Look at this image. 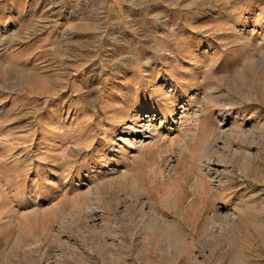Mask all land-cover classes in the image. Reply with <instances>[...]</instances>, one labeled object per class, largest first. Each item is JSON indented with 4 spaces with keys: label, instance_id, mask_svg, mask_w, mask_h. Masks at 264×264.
Returning <instances> with one entry per match:
<instances>
[{
    "label": "rangeland",
    "instance_id": "obj_1",
    "mask_svg": "<svg viewBox=\"0 0 264 264\" xmlns=\"http://www.w3.org/2000/svg\"><path fill=\"white\" fill-rule=\"evenodd\" d=\"M0 264H264V0H0Z\"/></svg>",
    "mask_w": 264,
    "mask_h": 264
}]
</instances>
